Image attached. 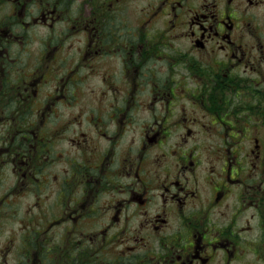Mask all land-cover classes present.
Returning a JSON list of instances; mask_svg holds the SVG:
<instances>
[{"label": "flooded vegetation", "instance_id": "obj_1", "mask_svg": "<svg viewBox=\"0 0 264 264\" xmlns=\"http://www.w3.org/2000/svg\"><path fill=\"white\" fill-rule=\"evenodd\" d=\"M0 264H264V0H0Z\"/></svg>", "mask_w": 264, "mask_h": 264}]
</instances>
